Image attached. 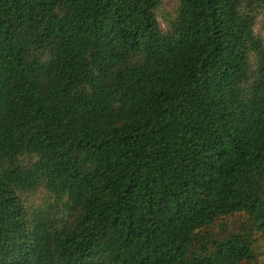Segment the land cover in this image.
<instances>
[{"label":"trees","instance_id":"16d2710c","mask_svg":"<svg viewBox=\"0 0 264 264\" xmlns=\"http://www.w3.org/2000/svg\"><path fill=\"white\" fill-rule=\"evenodd\" d=\"M170 1L0 0V264H264V0Z\"/></svg>","mask_w":264,"mask_h":264},{"label":"rangeland","instance_id":"374dc122","mask_svg":"<svg viewBox=\"0 0 264 264\" xmlns=\"http://www.w3.org/2000/svg\"><path fill=\"white\" fill-rule=\"evenodd\" d=\"M177 4L170 0H162V5L157 10V20L162 31L166 30L167 20L173 15ZM169 21V20H168ZM264 11L256 16V25L254 27L255 33H260L264 39ZM34 204H37V200Z\"/></svg>","mask_w":264,"mask_h":264}]
</instances>
